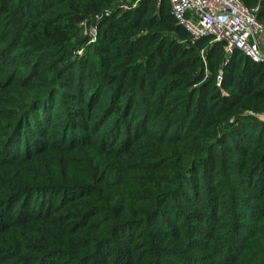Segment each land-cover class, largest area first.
<instances>
[{
	"label": "trees",
	"instance_id": "1",
	"mask_svg": "<svg viewBox=\"0 0 264 264\" xmlns=\"http://www.w3.org/2000/svg\"><path fill=\"white\" fill-rule=\"evenodd\" d=\"M130 1L0 0V264H264V63Z\"/></svg>",
	"mask_w": 264,
	"mask_h": 264
},
{
	"label": "built area",
	"instance_id": "2",
	"mask_svg": "<svg viewBox=\"0 0 264 264\" xmlns=\"http://www.w3.org/2000/svg\"><path fill=\"white\" fill-rule=\"evenodd\" d=\"M141 0L123 3L122 12L138 7ZM159 4L162 0H158ZM171 13L179 25L190 34L192 44L203 38L222 42L225 52L230 55L235 50L258 63H264V51L257 39L251 37L264 34V20L259 18L260 2L248 5L243 0H169ZM114 7L104 9L84 17L80 27L87 35V44L97 41L98 26L113 14ZM85 46L79 48L81 55Z\"/></svg>",
	"mask_w": 264,
	"mask_h": 264
},
{
	"label": "rangeland",
	"instance_id": "3",
	"mask_svg": "<svg viewBox=\"0 0 264 264\" xmlns=\"http://www.w3.org/2000/svg\"><path fill=\"white\" fill-rule=\"evenodd\" d=\"M260 2V1H259ZM258 2V3H259ZM178 26V24H177V22L176 21H174V24H173V26H172V28L171 29H169L168 31H167V33L171 36V37H175L176 35L178 36V34H177V32L174 30V29H176V27ZM79 33H78V35H77V38L78 39H83V40H85L84 42L85 43H83V45L85 46V50L83 51V53L81 54V55H79V54H77V52H78V50H79V48L81 47H78V48H76V49H73L72 50V53H73V57H75V58H81V57H83L84 56V54H85V52H86V50H87V48L91 45V44H87V39H88V37H87V35L84 33V31H83V29H81V27H80V23H79ZM179 38H181V37H179ZM211 43H213V41H212V39H207L205 42H203V43H201V44H199L198 46H197V51H199V53H198V55H200V60L202 61V62H204V63H207L208 62V58H207V50H208V48H209V46L211 45ZM82 45V46H83ZM207 72L209 73V70H207ZM260 117H262L261 119H264V116H260ZM235 120V118H232L231 119V121H234ZM174 264H178L177 262H174Z\"/></svg>",
	"mask_w": 264,
	"mask_h": 264
},
{
	"label": "crops",
	"instance_id": "4",
	"mask_svg": "<svg viewBox=\"0 0 264 264\" xmlns=\"http://www.w3.org/2000/svg\"><path fill=\"white\" fill-rule=\"evenodd\" d=\"M251 39L252 40L257 39L262 50L264 51V34L257 35L256 37L252 36Z\"/></svg>",
	"mask_w": 264,
	"mask_h": 264
}]
</instances>
